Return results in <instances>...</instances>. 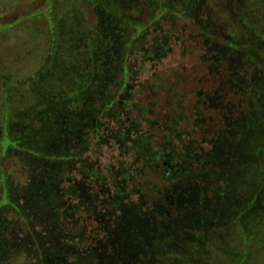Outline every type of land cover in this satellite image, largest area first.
<instances>
[{"label":"rangeland","instance_id":"1","mask_svg":"<svg viewBox=\"0 0 264 264\" xmlns=\"http://www.w3.org/2000/svg\"><path fill=\"white\" fill-rule=\"evenodd\" d=\"M263 4L264 0H253L247 6L253 8L252 21L257 22L262 32L264 16L261 20L256 13L259 17L264 14ZM81 6L71 0H0V199L11 188L17 202L26 209L34 191L42 200L52 194L55 199L52 205L57 211L23 212L27 216L22 218L11 207L0 205V222L4 224L0 233V264H71V259L61 253L63 248L76 254L81 251L84 256L93 251L96 244L93 236L105 238L118 220H128L132 216L130 209L138 206L140 199L144 205L141 213L146 214L153 210L156 200H161L159 191L166 190L174 199L181 196L179 203L184 197L177 192L182 184L193 186L197 183L194 173L212 168L210 159L201 162L213 153L214 140L219 137L215 148V154L220 155L219 168L213 172L224 176L227 169L229 175L221 181L220 190L230 192L227 196L221 193L218 198L209 192L211 200L206 197L202 210L191 216L190 222L196 227L188 234L193 238L194 230L201 228L206 231L207 239L213 238L210 242L214 249L210 243L204 246L215 264L235 262L240 257L234 258L232 254L242 252L249 259L246 264H264V149L256 152L254 147L264 145L263 134L257 140L249 133L247 143L243 144L238 141V131H226L232 120L235 127L245 120L249 104L245 105L250 98L247 99L243 90L225 84L220 74L209 72L203 61L206 50L202 38L192 36V30L183 28L180 19L168 17L160 29L154 25L155 21L146 19L145 27L139 32L146 29L143 43L138 50L133 48L129 52L132 100L143 104L142 108L130 104L127 112L118 111L115 117L112 109H107L96 124L97 131H86L83 140L75 135L76 124H65L50 135L46 145L35 142L31 144L34 149L15 151L25 140L14 139L12 133L17 126L19 131L25 130L28 117L35 115L29 114V107L41 103H36L35 94L47 87L57 89V93L76 89V70L90 58L69 52L71 38L81 31L80 26L72 24L71 13L78 12ZM168 32L173 34L168 53L161 60H150L146 51L152 38ZM157 78L162 79L157 81ZM118 79L126 80L121 76ZM230 91L235 93L234 100L228 97ZM21 114L27 119L18 116ZM257 118L263 119L264 115L260 113ZM161 119L168 123L180 119L167 151L172 156L174 149L176 156L171 163L164 161L159 165L162 168L167 164L177 172L182 170V174L190 173L178 177L179 183L167 181L157 168H142L136 150H127L124 145L123 139L128 135L132 139L135 135L149 134L160 142L165 131ZM41 124L40 119L33 126ZM78 146L84 150L80 156L76 151ZM50 170L55 173V180ZM120 189L129 193L126 199L115 197ZM164 214L167 217V212ZM53 244L59 249L57 254L47 253L43 257L44 248L48 252V246ZM99 247L100 256L105 258V247L102 243ZM196 247L201 249L192 242L183 250L190 253ZM227 252L231 255L227 256Z\"/></svg>","mask_w":264,"mask_h":264},{"label":"trees","instance_id":"2","mask_svg":"<svg viewBox=\"0 0 264 264\" xmlns=\"http://www.w3.org/2000/svg\"><path fill=\"white\" fill-rule=\"evenodd\" d=\"M71 1L82 4V6L79 7L78 12L71 13L72 24L80 26L81 31L78 30V35L71 38L72 43L69 52L72 54L79 52L81 53L80 56L90 55V58L83 63L81 62L80 68L76 70L78 82L74 91L57 93V89L53 90V88L48 87L42 89L40 94H35L36 103L41 101L39 106L29 107V114L35 113V115L29 116L28 119L25 114L18 115L24 117L23 120L27 119V124L23 131H19L18 126L14 128L16 130L12 133L13 138L18 140L23 137L25 140V143L15 151L19 149L20 152L30 147L33 148L31 144L35 142L39 143L40 146L46 145L50 135L54 134L59 126L61 128L65 124H76L75 135L83 140V134L86 131H97L98 125L96 126V124L101 116L105 115L107 109H112L111 112L115 117L118 111L127 112L131 108L130 104L142 108L143 104L141 106L140 103L132 100L133 87L128 79L129 52H132L133 48L138 50L140 44L143 43L146 29L141 33L139 32L145 27L146 19L155 21L154 25L160 29L162 23L167 22L168 17L180 19L183 22V28L192 30V36L202 38L206 50L203 61L212 75L220 74L224 78L225 84L236 87L240 92L243 90L247 99L250 98L245 105L246 107L249 104L245 112V120H240L241 122L236 127L233 125L234 120H232L226 131L229 133L238 131V141L243 144L247 143L251 135L257 140L261 134L264 137V118H257L260 113L264 115V32L261 31L257 22L252 21L253 8L249 7L248 9L247 7L253 3V0H249L250 2L246 0L247 4L246 2L243 4L242 0ZM140 6L144 8H140ZM204 11H206L205 14H203ZM256 14L259 19L264 16L263 14L259 17V14ZM186 21H189L190 24H187ZM171 35L173 34L169 32L164 35L161 33L154 35L149 44L150 48L146 51L149 52L150 60L157 61L166 56L169 51ZM145 55L144 52L142 56L145 57ZM120 76L126 80H121V82L118 79ZM161 79L157 78V81ZM230 92L232 94H229L228 97L233 98L235 93ZM115 109L117 111H114ZM253 113L254 115L251 117L250 115ZM40 119L42 121L41 126L34 127L35 122ZM179 120L176 119L168 123L165 119H161V124L163 123L161 128L167 131L166 133L164 131L160 142L149 134L135 135L132 139L128 135L123 139L127 150H136L142 168L155 170L157 168L165 174L167 181L171 180L177 183H179L181 175L187 177L190 173L182 174L180 173L182 170L177 172L169 168L167 164L162 168L159 165L164 161L171 163L172 157L176 156L172 144L170 148L171 151L173 149L172 156L170 151H167L170 146V139L176 135V128L180 125ZM147 122L152 123L150 119ZM249 133L251 134L248 137ZM185 135L187 134L185 133ZM217 139L213 143V153L206 156L201 162L206 163V160L210 159L208 163L213 164L212 168L208 172L202 170L199 173H194L197 177V185L187 184L185 187L186 183L182 184V188L177 190L180 195H184L182 201L178 203L181 196L174 199L173 195H169L170 193H167L166 190L159 191L158 195L161 200H156L153 210L147 211L146 214L141 213L144 205L140 199L138 206L134 205L135 207L130 209L132 216L130 215L128 220H118L114 228L109 233L107 232L105 238L99 239V236H93L96 243H94L93 251H89L84 256L81 251L76 254L73 251L66 252V248H63L61 253H64V257L70 258L71 264H159L160 261H155L158 259L168 260L171 263L182 261L186 264H215V261H211L212 257H210L208 247L204 246L206 243H210L214 249L213 243L210 242L213 238L207 239L206 231L201 228L194 230L193 238L188 233L196 227L190 222L192 215L197 210H202L206 197L211 200L208 195L209 192L217 198V195L224 194L227 196L230 192L220 190L221 181L229 175L227 169L224 170V176L223 173L221 176H217L213 172L214 169L218 170L220 162V155L215 154V148L218 146L220 137ZM179 141L180 144L183 143L182 140ZM188 146L191 147L189 144ZM189 147L188 150L191 149ZM254 147L256 152L264 149V145H255ZM82 149L80 146L76 149L78 156L83 153L84 150ZM188 153L190 152L188 151ZM188 153L183 154V158ZM167 154L170 157H167ZM50 174L51 178L55 180L53 170H50ZM202 178V182L198 183ZM128 194V192H124V189H120L115 192V197L120 196L126 199ZM163 196L164 198H162ZM1 199L0 205L11 207L22 218L27 216V213L23 212H57L52 205V201L55 200L52 194L47 199L42 200L41 195L34 191L26 209L17 202L15 191L11 188L5 192V196ZM174 203H178V205L173 207ZM171 209H174L173 212H178V215L173 214ZM164 212H167V217H165ZM3 228L4 224L0 222V233ZM56 233L59 235V228ZM61 235L63 234L61 233ZM64 239L67 241V238ZM192 242L201 249L196 247L190 253L184 251V246ZM101 243L107 252L105 258L100 256L101 247L99 244ZM48 248V252L44 248L43 257L47 253L55 256L56 251L59 250L55 244L51 247L48 246ZM0 249H2L1 245ZM215 250L223 253L222 249L216 248ZM242 253L232 254L234 258H240L238 260L235 258V262L229 264H246L249 259L245 256V252ZM229 255L231 254L227 256ZM156 257L158 259H155Z\"/></svg>","mask_w":264,"mask_h":264}]
</instances>
